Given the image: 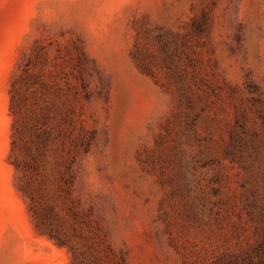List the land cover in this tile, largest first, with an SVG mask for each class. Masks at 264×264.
I'll return each instance as SVG.
<instances>
[{
    "label": "rangeland",
    "instance_id": "obj_1",
    "mask_svg": "<svg viewBox=\"0 0 264 264\" xmlns=\"http://www.w3.org/2000/svg\"><path fill=\"white\" fill-rule=\"evenodd\" d=\"M0 264H264V0H0Z\"/></svg>",
    "mask_w": 264,
    "mask_h": 264
}]
</instances>
